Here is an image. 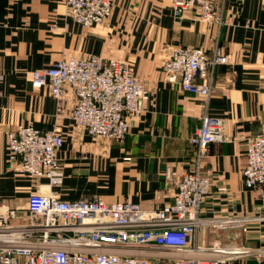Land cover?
<instances>
[{
	"label": "crops",
	"instance_id": "crops-1",
	"mask_svg": "<svg viewBox=\"0 0 264 264\" xmlns=\"http://www.w3.org/2000/svg\"><path fill=\"white\" fill-rule=\"evenodd\" d=\"M222 9L223 23L217 25L201 21L193 10L174 17L170 0H114L109 17L87 27L67 15L65 0H0V200L16 205L27 191L46 185L44 178L32 181L18 173L8 159L7 133L31 123L42 131L61 130L64 176L55 188L61 198L100 196L161 208L173 202L177 181L193 164L189 136L207 113L224 119L226 139L210 143L204 157L202 170L211 185L200 216L231 217L242 227L205 224L191 245L255 249L263 258L264 194L244 185L241 170L247 139L264 125V0H225ZM174 45L231 55L229 63L214 66L207 99L165 79L162 63ZM88 53L130 63L149 91L147 110L129 120L123 142L92 137L75 125L70 92L57 114L49 87L30 83L31 70L62 54ZM191 253L215 255L208 249Z\"/></svg>",
	"mask_w": 264,
	"mask_h": 264
},
{
	"label": "built area",
	"instance_id": "built-area-1",
	"mask_svg": "<svg viewBox=\"0 0 264 264\" xmlns=\"http://www.w3.org/2000/svg\"><path fill=\"white\" fill-rule=\"evenodd\" d=\"M225 0H170L172 14L182 17L193 10L207 23H223ZM114 0H65L67 15L83 26L105 21ZM231 55L216 50L208 56L201 46L174 45L162 63L169 82L204 98L211 96L212 71L229 63ZM2 75L0 74V80ZM33 88L47 85L64 110L67 92L74 98L69 116L90 136L123 142L129 120L143 114L149 91L130 63L101 54H62L50 65L30 72ZM1 94V92H0ZM224 119L203 113L189 136L193 164L176 183L173 202L154 210L128 199L107 202L100 196L65 200L56 187L64 176L58 158L63 137L58 126L42 131L31 123L7 133L8 159L16 171L44 188L27 191L22 203L0 200V264H245L261 257L260 250L191 245L205 224L228 230L242 227L234 218L200 216L201 203L210 191V178L202 170L209 144L224 141ZM247 188L264 194V125L247 139L241 170ZM224 189L223 186L219 187ZM210 250L211 257L191 252Z\"/></svg>",
	"mask_w": 264,
	"mask_h": 264
},
{
	"label": "water",
	"instance_id": "water-1",
	"mask_svg": "<svg viewBox=\"0 0 264 264\" xmlns=\"http://www.w3.org/2000/svg\"><path fill=\"white\" fill-rule=\"evenodd\" d=\"M231 232H226L225 234H230ZM245 264H264V257L261 259H256V258H248L245 261Z\"/></svg>",
	"mask_w": 264,
	"mask_h": 264
}]
</instances>
